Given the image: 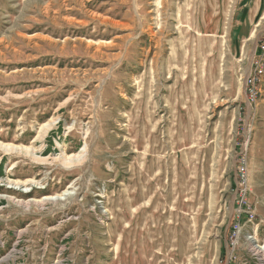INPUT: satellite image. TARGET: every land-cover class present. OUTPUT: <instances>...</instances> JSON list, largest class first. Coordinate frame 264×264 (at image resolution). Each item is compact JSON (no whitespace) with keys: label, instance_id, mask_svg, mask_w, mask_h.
<instances>
[{"label":"rangeland","instance_id":"374dc122","mask_svg":"<svg viewBox=\"0 0 264 264\" xmlns=\"http://www.w3.org/2000/svg\"><path fill=\"white\" fill-rule=\"evenodd\" d=\"M263 36L264 0H0V142L87 146L69 169L0 152V264H226L235 235L241 264L256 227L264 245Z\"/></svg>","mask_w":264,"mask_h":264},{"label":"bare ground","instance_id":"6f19581e","mask_svg":"<svg viewBox=\"0 0 264 264\" xmlns=\"http://www.w3.org/2000/svg\"><path fill=\"white\" fill-rule=\"evenodd\" d=\"M190 1V0H189ZM186 14V13H185ZM52 122L49 124H44L41 126L39 134L36 136L34 140H40L42 141L50 127ZM86 145H84L79 152L72 154V155H65L61 153L58 156L54 157H43V158H38L36 157L33 152L34 149L32 147H18L14 145H9V144H3L0 142V152L4 154H22L24 153L28 157H30L32 160H38L40 161L41 164H44L49 161V163H59L62 165L64 168H71L73 167L72 165L80 164L84 160L86 152ZM24 155V156H25ZM15 164L10 165L9 170H13L15 168ZM39 181H35L33 179H26L25 181H17L14 183H8L12 188L14 189H23V191H30L32 188H38ZM42 184V183H41ZM73 184L69 186V189L72 188ZM40 188V187H39ZM72 192L68 191L66 189L63 191L61 194H57L55 196H46L42 197L38 200L36 199H31L29 198L26 201H18V200H12L11 202L18 206L19 209H22L23 211H28L31 207L33 206H39V208L45 204L48 203H55L56 201H63L65 200V197L68 195H71ZM8 197V196H7ZM251 221V220H249ZM236 241H237V248H239V243H238V237L236 236ZM245 255L247 256V259L252 260V264H264L263 262V253H264V245L259 246L258 240H257V227L255 230H252V232H249L247 237L245 238ZM14 252V251H13ZM8 259V258H7ZM6 260V259H5Z\"/></svg>","mask_w":264,"mask_h":264},{"label":"built area","instance_id":"2783aa9c","mask_svg":"<svg viewBox=\"0 0 264 264\" xmlns=\"http://www.w3.org/2000/svg\"><path fill=\"white\" fill-rule=\"evenodd\" d=\"M261 39L262 40L260 41L258 47L255 48V52H257V54H258V58H257L256 62L254 63V72L252 73V71H251V74L250 73L248 74V83L250 84V87H252L253 89L255 88L253 85L254 81L258 78V76L261 75L260 74V67H264V36ZM251 75H252V80L250 79ZM252 97H253V95H252ZM26 192H29V191H26ZM242 200H243V198H242ZM244 213L246 216L245 219L254 218V214L251 212L249 207L246 211H244ZM239 223H240V220L238 218V225H239ZM238 225H237V227H238ZM226 250H227L226 264H229L231 260H233V261L236 260L235 253L238 252V250H240L239 248H237L236 235L228 241ZM249 261H250L249 259L244 258L241 264H247V263H249ZM263 262H264V253H263Z\"/></svg>","mask_w":264,"mask_h":264}]
</instances>
